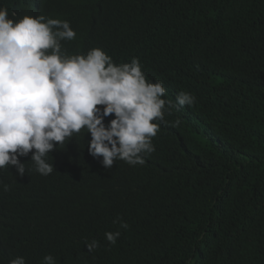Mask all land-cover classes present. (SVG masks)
<instances>
[{
  "label": "trees",
  "instance_id": "obj_1",
  "mask_svg": "<svg viewBox=\"0 0 264 264\" xmlns=\"http://www.w3.org/2000/svg\"><path fill=\"white\" fill-rule=\"evenodd\" d=\"M9 18L68 21V55L138 58L165 89L144 164L88 151L86 129L0 169V264H264V0H0ZM15 14L14 16L12 14ZM195 103L180 108L176 97ZM171 102V107L167 102ZM102 110V106H98ZM114 114L103 118L107 128ZM8 191H4V186ZM121 224H127L122 228ZM119 231L115 245L106 232ZM99 242L89 252L86 243Z\"/></svg>",
  "mask_w": 264,
  "mask_h": 264
},
{
  "label": "clouds",
  "instance_id": "obj_2",
  "mask_svg": "<svg viewBox=\"0 0 264 264\" xmlns=\"http://www.w3.org/2000/svg\"><path fill=\"white\" fill-rule=\"evenodd\" d=\"M75 37L68 21L43 15L14 20L0 7V169L13 165L23 175L18 156L35 150V170L47 176L54 170L47 162L54 142L55 147L62 145L82 129L91 136L89 153L103 156L105 168L116 159L143 165L142 154L155 151L152 138L160 128L154 121L163 120L166 104L162 84L148 82L135 57L114 64L100 48L65 54L61 41ZM194 103L191 93L182 91L176 97L180 108ZM110 114L115 118L106 128L102 121ZM120 235L106 232L105 239L115 245ZM86 246L91 252L99 242L93 239ZM9 264L26 261L16 257ZM41 264L57 260L48 254Z\"/></svg>",
  "mask_w": 264,
  "mask_h": 264
}]
</instances>
